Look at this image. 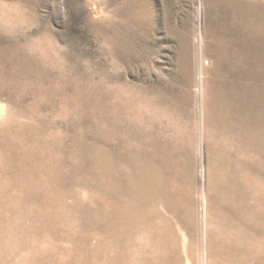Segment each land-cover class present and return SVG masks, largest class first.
Instances as JSON below:
<instances>
[{"label":"rangeland","instance_id":"obj_1","mask_svg":"<svg viewBox=\"0 0 264 264\" xmlns=\"http://www.w3.org/2000/svg\"><path fill=\"white\" fill-rule=\"evenodd\" d=\"M0 102V264H264V0H0Z\"/></svg>","mask_w":264,"mask_h":264},{"label":"bare ground","instance_id":"obj_2","mask_svg":"<svg viewBox=\"0 0 264 264\" xmlns=\"http://www.w3.org/2000/svg\"><path fill=\"white\" fill-rule=\"evenodd\" d=\"M215 4V3H214ZM235 6V5H234ZM232 7V6H231ZM234 9H236V6H235V8ZM237 10V9H236ZM240 10V9H239ZM250 10V9H249ZM251 11V10H250ZM254 12H256V11H254ZM240 13V12H239ZM239 17V16H238ZM234 18H235V16H234ZM111 43V42H110ZM252 78L251 79H253V80H257V78L259 77V72H256V73H252ZM201 77V76H200ZM210 80V79H209ZM208 80V81H209ZM201 81V80H200ZM212 82V81H211ZM209 83V82H208ZM210 84V83H209ZM215 84V83H214ZM200 85V84H199ZM122 86V85H121ZM126 86V85H125ZM214 86V85H213ZM253 87V86H252ZM119 88V87H118ZM132 88V87H131ZM137 88V87H136ZM213 88V87H212ZM142 89V88H141ZM122 90V89H121ZM121 90H120V92H121ZM131 90V89H130ZM143 90V89H142ZM216 90V89H215ZM214 90V91H215ZM251 89H249L248 90V92L250 91ZM254 90V89H253ZM126 91V90H125ZM258 91V90H257ZM133 93V92H132ZM142 94V93H141ZM216 94V93H215ZM208 95V94H207ZM257 95H258V93H257ZM212 96V95H211ZM220 97V96H219ZM212 98V97H211ZM210 98V99H211ZM258 98V97H257ZM256 98V99H257ZM117 100V99H116ZM206 100H207V98H206ZM247 100V99H246ZM199 101V100H198ZM209 102H210V100H208ZM115 102V101H114ZM211 102H213V99H212V101ZM260 102V101H259ZM110 103V102H109ZM112 103V102H111ZM146 103V102H145ZM151 103V102H150ZM142 103L140 102V100L137 98V97H135L134 95H132L131 93H129V92H126V95H125V97L124 98H122V99H119V102L118 103H116V105L115 104H113V105H115V106H118V109H123L124 110V113H123V116L127 119V120H129L130 122H136V123H141L142 121H143V106L141 105ZM212 104V103H211ZM114 106V108L116 109V107ZM199 106V105H198ZM211 106H213V105H211ZM210 106V107H211ZM215 106V105H214ZM207 107V106H206ZM199 108V107H198ZM111 109V108H110ZM211 110V109H210ZM216 110V109H215ZM108 111V110H107ZM213 111V110H212ZM220 111V110H219ZM114 112V111H113ZM121 112V111H120ZM198 112H200V111H198ZM169 113H170V111H169ZM201 113H202V111H201ZM210 113H213V112H210ZM208 114V115H211V114ZM108 114V113H107ZM216 114V113H215ZM214 114V115H215ZM104 115V114H103ZM198 115H199V113H198ZM207 116V115H206ZM7 117V107H6V105L4 104V103H2V102H0V122L1 123H3V121L5 120V118ZM104 117H106V116H104ZM201 117V116H200ZM208 117V116H207ZM214 117V116H213ZM167 118V117H166ZM210 118V117H209ZM209 118H208V120H209ZM108 119V118H107ZM216 119V118H215ZM173 120V119H172ZM200 120V119H199ZM220 120V119H219ZM122 121V120H121ZM104 122V121H103ZM175 122V121H174ZM208 123H209V121H207ZM0 123V124H1ZM9 123V122H8ZM104 123H106V122H104ZM213 123V122H212ZM7 124V123H6ZM102 125V124H101ZM170 126V125H169ZM206 126H207V124H206ZM5 127V126H4ZM9 128V127H8ZM19 129H21V128H19ZM201 129V128H200ZM213 129V128H212ZM24 130V129H23ZM180 130V129H179ZM185 131V130H184ZM181 132V131H180ZM10 134V133H9ZM12 134V133H11ZM212 134V133H211ZM257 134V133H256ZM202 135V134H201ZM137 136V135H136ZM213 136V135H212ZM264 138V137H263ZM161 141V140H160ZM214 141V140H213ZM158 142V141H157ZM113 143V142H112ZM143 145V144H142ZM217 145V144H216ZM211 146V145H210ZM215 146V145H214ZM160 147V146H159ZM158 147V148H159ZM213 147V146H212ZM166 148V147H165ZM55 150V149H54ZM172 150V149H171ZM0 151H1V146H0ZM122 151V150H121ZM119 152V151H118ZM135 152V151H134ZM161 152V151H160ZM29 153V152H28ZM1 154V153H0ZM124 154V153H123ZM28 155V154H27ZM42 155H43V153H42ZM56 156V155H55ZM109 156H111V155H109ZM162 157V156H161ZM151 160V159H150ZM211 160V159H210ZM14 161V160H13ZM147 161V160H146ZM149 161V160H148ZM28 162V161H27ZM46 162V161H45ZM211 162V161H210ZM214 162V161H213ZM154 163H156V162H154ZM114 164V163H113ZM127 164V163H126ZM148 164V163H147ZM159 164V163H158ZM216 164V163H215ZM231 164V163H230ZM41 165H42V163H41ZM119 165V164H118ZM157 166V165H156ZM160 166V165H159ZM210 166V165H209ZM135 167V166H134ZM34 168V167H33ZM48 168V167H47ZM50 168V167H49ZM31 169V168H30ZM42 169V168H41ZM214 169H215V167H214ZM213 169V170H214ZM12 170V169H11ZM26 170V169H25ZM35 170V169H34ZM44 170V169H43ZM7 171V170H6ZM56 171V170H55ZM145 171V170H144ZM148 171V170H147ZM157 171V170H156ZM155 171V172H156ZM24 172V171H23ZM40 172V171H39ZM38 172V173H39ZM49 172V171H48ZM20 174V173H19ZM41 174V173H40ZM43 174V173H42ZM211 174V173H210ZM235 174V173H234ZM241 174V173H240ZM9 175V174H8ZM138 175V174H137ZM11 176V175H10ZM42 176V175H41ZM54 177V176H53ZM135 177V176H134ZM141 177V176H140ZM201 177H203L202 176V174H201ZM246 177V176H245ZM31 178H32V176H31ZM127 179V178H126ZM32 180V179H31ZM167 180V179H166ZM202 180H203V178H202ZM247 180V179H246ZM245 180V181H246ZM127 181H128V179H127ZM134 181V183H135V180H133ZM139 181V180H138ZM247 182V181H246ZM127 183V182H126ZM145 183V182H144ZM230 183V182H229ZM257 183V182H256ZM256 183H254L256 186H257V184ZM8 184V183H7ZM19 184V183H18ZM39 184V183H38ZM138 184V183H137ZM141 184V183H140ZM147 184V183H146ZM158 184V183H157ZM247 184V183H246ZM253 184V183H252ZM263 184V183H262ZM30 185V184H29ZM37 185V184H36ZM155 185V184H154ZM244 185V184H243ZM136 186V185H135ZM140 186H142V185H140ZM148 186V185H147ZM201 186H203V185H201ZM253 186V185H252ZM259 186V185H258ZM47 187V186H46ZM138 187V186H137ZM146 187V186H145ZM149 187V186H148ZM41 188V187H40ZM129 188V187H128ZM152 188V187H151ZM150 188V189H151ZM232 188V187H231ZM251 188V187H250ZM134 189V188H133ZM142 189V188H141ZM164 189V188H163ZM233 189V188H232ZM256 189H257V187H256ZM29 190H30V187H29ZM139 190V189H138ZM148 190V189H147ZM203 190V189H202ZM236 190V189H235ZM259 190V189H258ZM132 191V190H131ZM146 191V190H145ZM217 191V190H216ZM243 191V190H242ZM242 191H241V193H242ZM246 191H247V189H246ZM255 191V190H254ZM126 192V191H125ZM165 192V191H164ZM210 192V191H209ZM218 192V191H217ZM220 192V191H219ZM132 193V192H131ZM135 193V192H134ZM151 193V192H150ZM154 193V192H153ZM212 193H213V191H212ZM232 193V192H231ZM136 194V193H135ZM215 194H216V192H215ZM225 194V193H224ZM247 194H249V193H247ZM250 194H251V192H250ZM141 195H143V194H141ZM154 195V194H153ZM157 195V194H156ZM211 195H213V194H211ZM218 195H220V193L218 194ZM232 195V194H231ZM237 195V194H236ZM241 195V194H240ZM239 195V196H240ZM4 196V195H3ZM129 196V195H128ZM140 196V195H139ZM221 196V195H220ZM220 196H217V197H219L220 198ZM233 197H234V195H232ZM249 196V195H248ZM251 196V195H250ZM249 196V197H250ZM109 197V196H108ZM124 197V196H123ZM146 197V196H145ZM158 197V196H157ZM204 197V196H203ZM216 197V196H215ZM222 197V196H221ZM229 197V196H228ZM241 197V196H240ZM243 197H245L244 196V192H243ZM11 198V197H10ZM120 198V197H119ZM152 198V197H151ZM248 198V197H247ZM138 199V198H137ZM143 199V198H142ZM154 199V198H153ZM152 199V200H153ZM156 199V198H155ZM159 199H160V197H159ZM238 199H239V197H238ZM242 199V198H241ZM250 199V198H249ZM253 199V198H252ZM256 199V198H255ZM14 200V199H13ZM117 200H118V198H117ZM135 200V199H134ZM141 200V199H140ZM146 200V199H145ZM148 200V199H147ZM150 200V199H149ZM157 200V199H156ZM161 200H162V198H161ZM171 200H173V199H171ZM219 200H221V199H219ZM231 200V199H230ZM264 200V199H263ZM112 201V200H111ZM110 201V202H111ZM135 201H137V200H135ZM232 201V200H231ZM240 201V200H239ZM242 201H243V199H242ZM246 202H247V200H245ZM244 201V202H245ZM249 201V200H248ZM138 202V201H137ZM149 202V201H148ZM155 202V201H154ZM157 202V201H156ZM212 202V201H211ZM219 202H222V201H219ZM227 202V201H226ZM233 202V201H232ZM238 202V201H237ZM253 202V201H252ZM159 203V202H158ZM222 203H224V202H222ZM263 203V202H262ZM120 204V203H119ZM131 204V203H130ZM150 204V203H149ZM155 204V203H154ZM234 204V203H233ZM238 204V203H237ZM241 204V203H240ZM247 204H249L248 202H247ZM128 205V204H127ZM126 205V206H127ZM163 205H165L164 203H163ZM162 205V206H163ZM171 205V204H170ZM203 205V204H202ZM207 205H208V203H207ZM217 205V204H216ZM221 205V204H220ZM242 205V204H241ZM251 205V204H250ZM129 206V205H128ZM152 206H153V202H152ZM156 206V205H155ZM223 206V205H222ZM221 206V207H222ZM238 206H239V204H238ZM244 206V205H243ZM164 207H166V205L164 206ZM163 207V208H164ZM212 207V206H211ZM242 207V206H241ZM137 208V207H136ZM138 208H140L139 206H138ZM239 208V207H238ZM249 209H250V207H248ZM115 209V208H114ZM118 209V208H117ZM131 209V208H130ZM135 209V208H134ZM141 209V208H140ZM158 209H159V207H158ZM214 209V208H213ZM222 209V208H221ZM234 209V208H233ZM235 209H237V208H235ZM248 209V210H249ZM121 210V209H120ZM139 210V209H138ZM149 210V209H148ZM152 210V209H151ZM225 210V209H224ZM157 211V210H156ZM171 211H173V210H171ZM220 211V210H219ZM226 211V210H225ZM239 211V210H238ZM245 211V210H244ZM134 212V211H133ZM142 212V211H141ZM150 212H152V211H150ZM159 212V211H158ZM203 212V211H202ZM221 212H222V210H221ZM251 212V211H250ZM259 212V211H258ZM110 213H112V212H110ZM120 213V212H119ZM153 213H155V212H153ZM216 213V212H215ZM232 213V212H231ZM247 213H249L248 211H247ZM251 213H253V211L251 212ZM255 213V212H254ZM127 214V213H126ZM130 214V213H129ZM135 214V213H134ZM156 214V213H155ZM244 214H246V211L244 212ZM123 215V214H122ZM150 215V214H149ZM238 215V214H237ZM249 215H251L250 213L248 214V216ZM143 216V215H142ZM166 216V215H165ZM216 216V215H215ZM246 216H247V214H246ZM245 216V217H246ZM247 216V217H248ZM151 217V216H150ZM237 217V216H236ZM243 217V216H242ZM259 217H260V215H259ZM262 217V216H261ZM120 218V217H119ZM134 218V217H133ZM223 218V217H222ZM137 219V218H136ZM150 219V218H149ZM167 219V218H166ZM236 219H238V217L236 218ZM113 220V219H112ZM132 220V219H131ZM141 220V219H140ZM162 220V219H161ZM202 220V219H201ZM216 220V219H215ZM228 220H230V219H228ZM253 220H255V219H253ZM166 221V220H165ZM212 221V220H211ZM233 221V220H232ZM236 221V220H235ZM238 221V220H237ZM167 222V221H166ZM187 222V221H186ZM209 222V221H208ZM246 222V221H245ZM250 222V221H249ZM131 223V222H130ZM140 223H141V221H140ZM147 223V222H146ZM247 223V222H246ZM255 223V222H254ZM123 224V223H122ZM204 224V223H203ZM231 224V223H230ZM237 224H238V222H237ZM236 224V225H237ZM240 224V223H239ZM243 224V223H242ZM151 225V224H150ZM205 225V224H204ZM115 226V225H114ZM130 226V225H129ZM147 226V225H146ZM240 226V225H239ZM173 227V226H172ZM237 227H238V225H237ZM236 227V228H237ZM241 227V226H240ZM132 228V227H131ZM224 228V227H223ZM229 228V227H228ZM248 228V227H247ZM142 229V228H141ZM205 229V228H204ZM226 229V228H225ZM231 229V228H230ZM263 229V228H262ZM110 231H113V230H110ZM184 231V230H183ZM165 232V231H164ZM168 232V231H167ZM181 232V231H180ZM226 232H227V230H226ZM244 232V231H243ZM181 233H183V232H181ZM203 233H204V231H203ZM211 233V232H210ZM230 233V232H229ZM228 233V234H229ZM245 233V232H244ZM248 233V232H247ZM169 234V233H168ZM226 234V233H225ZM239 234V233H238ZM117 235V234H116ZM209 235V234H208ZM219 235V234H218ZM224 235V234H223ZM125 236V235H124ZM132 236V235H131ZM211 236V235H210ZM229 236V235H228ZM262 236H263V234H262ZM163 237V236H162ZM187 237V236H186ZM226 237V236H225ZM188 238V237H187ZM203 238V237H202ZM227 238V237H226ZM237 238V237H236ZM260 238H261V236H260ZM121 239V238H120ZM137 239V238H136ZM141 239V238H140ZM168 239V238H167ZM239 239V238H238ZM250 239H251V237H250ZM252 239H253V237H252ZM258 239V238H257ZM256 238H255V240H257ZM114 240V239H113ZM118 240V239H117ZM128 240V239H127ZM163 240V239H162ZM189 240V239H188ZM231 240H233V239H231ZM261 240V239H260ZM126 241V240H125ZM164 241V240H163ZM185 241V240H184ZM210 241V240H209ZM227 241H228V239H227ZM108 242V241H107ZM138 242V241H137ZM142 242V241H141ZM173 242V241H172ZM124 243V242H123ZM186 243V242H185ZM194 243V242H193ZM202 243H204V242H202ZM206 243V242H205ZM212 243V242H211ZM167 244V243H166ZM171 244V243H170ZM241 244H243V243H241ZM107 245V244H106ZM126 245V244H125ZM217 245V244H216ZM122 246V245H121ZM203 246V245H202ZM215 246V245H214ZM220 246V245H219ZM260 246V245H259ZM262 246H263V244H262ZM110 248V247H109ZM173 248V247H172ZM203 248V247H202ZM211 248H212V246H211ZM258 248H260V247H258ZM169 249V248H168ZM210 249V248H209ZM264 249V248H263ZM120 250V249H119ZM166 250V249H165ZM173 250V249H172ZM211 250V249H210ZM230 250V249H229ZM262 250V249H261ZM111 251V250H110ZM132 251V250H131ZM130 251V252H131ZM168 251V250H167ZM209 251V250H208ZM159 252V251H158ZM202 252H204L203 250H202ZM122 253V252H121ZM128 253V252H127ZM126 253V254H127ZM144 253V252H143ZM195 253V252H194ZM219 253V252H218ZM114 254V253H113ZM158 254V253H157ZM167 254V253H166ZM201 254V253H200ZM202 254H204V253H202ZM216 255V254H215ZM163 256V255H162ZM171 256V255H170ZM173 257V256H172ZM166 258V257H165ZM175 258V257H174ZM232 259V258H231ZM176 260V259H175ZM224 260V259H223ZM163 261V260H162ZM129 262V261H128ZM177 262V261H176ZM229 262V261H228ZM168 262H166V264H167ZM206 263H207V261H206ZM205 263V264H206ZM173 264V263H172ZM199 264V263H198ZM204 264V263H203ZM211 264V263H210ZM231 264V263H230ZM235 264V263H234ZM239 264V263H238Z\"/></svg>","mask_w":264,"mask_h":264}]
</instances>
